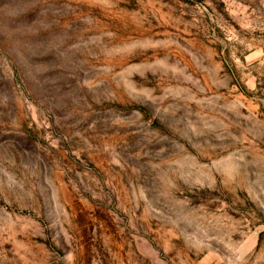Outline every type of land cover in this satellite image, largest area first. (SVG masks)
<instances>
[{
	"label": "rangeland",
	"instance_id": "rangeland-1",
	"mask_svg": "<svg viewBox=\"0 0 264 264\" xmlns=\"http://www.w3.org/2000/svg\"><path fill=\"white\" fill-rule=\"evenodd\" d=\"M0 264H264V0H0Z\"/></svg>",
	"mask_w": 264,
	"mask_h": 264
}]
</instances>
